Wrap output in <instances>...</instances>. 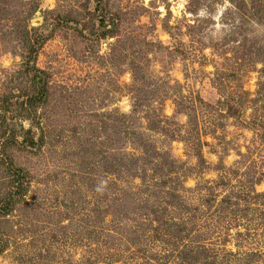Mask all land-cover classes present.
Instances as JSON below:
<instances>
[{
  "label": "rangeland",
  "instance_id": "obj_1",
  "mask_svg": "<svg viewBox=\"0 0 264 264\" xmlns=\"http://www.w3.org/2000/svg\"><path fill=\"white\" fill-rule=\"evenodd\" d=\"M25 30L47 37L34 62L43 103L30 113L17 107L38 92L23 69ZM9 94L22 146L0 147V203L10 165L26 191L0 212V264H178L154 260L167 236L145 241L143 257L105 213L109 151L138 148L163 154L171 187L180 181L165 219L239 254L232 264H264V0H0V102ZM232 192L237 219L223 229L196 214Z\"/></svg>",
  "mask_w": 264,
  "mask_h": 264
},
{
  "label": "trees",
  "instance_id": "obj_2",
  "mask_svg": "<svg viewBox=\"0 0 264 264\" xmlns=\"http://www.w3.org/2000/svg\"><path fill=\"white\" fill-rule=\"evenodd\" d=\"M98 5H100V2ZM99 7L100 6H98L97 9ZM35 9H30L25 14L27 24L33 17ZM100 24L101 27L104 28V22L101 21ZM26 25L24 27H26ZM37 34L38 33L35 32L32 35ZM22 35H24L23 44L27 46L28 50L26 66H23V69H25L27 75L32 77L33 86L38 89V92L35 94H28L26 97L23 95L22 98H26V100L18 102L20 105L13 103L12 100L15 99L14 95L9 94L2 99V103L0 102V147H10L13 143H16L17 147L22 146L17 141L18 131L22 128L19 124L13 122L15 120L14 118L10 119L8 117V114L12 110V105L16 104L18 105L17 107H20L22 110L26 109V111L30 113L43 103V96L40 95H44V86L42 85L44 74L36 69L34 62L39 44L45 41L47 37L44 35L33 37L28 34L26 30ZM113 36V30L104 31L102 33L103 38ZM39 96L41 99H38ZM17 118H19V114H17ZM8 119H10V123L6 122ZM31 133L32 131L28 130L25 135L30 136ZM148 152L142 151L141 148L135 150L131 155L122 152V150L112 149L111 152L109 151L106 174L110 183L108 184L105 198L107 199L106 201H109L108 206L114 205L117 208L121 207L125 211V213L119 214L115 211H110L108 206L106 208L105 213L107 217H113L114 219L118 218L115 221L116 228L114 235L123 241H125V237L128 238L126 244L131 243L132 248H136L138 253H141L143 257L145 256L146 250H140V248L145 246L144 243L148 241L153 247L154 244H157L159 240L162 239L163 235L167 236L166 246L168 251L163 248L162 251H160V253H162L161 256H153L152 254V256L156 258L154 260L157 262L162 260L163 257L169 256V254L170 257L176 256L179 258V260L176 258L179 261L178 264H214L213 262H216V257L220 254L222 255L221 258H223L222 262H225V264H232L233 261H236L239 254L226 253V250L223 249V251L212 250L210 248L212 246L210 245L211 237L206 234H198L195 236V229L191 230V228L186 225V221L183 218L177 225L171 219H165L167 209L169 206H172V200L176 197H178L177 201L180 200L179 195L176 196V193L179 192L178 186L180 181L177 186L173 185V187H171V182L168 178L169 174L165 171V166L168 168L165 156L158 152L156 157V151L151 148ZM8 168L12 179L9 182V187H7L8 194H6V197L0 203V212L5 215L12 211L16 201L23 198L26 191L22 170L12 169L11 165L8 166ZM176 182L177 179H175L174 184ZM98 190L103 191L101 189ZM182 190L185 191L186 189L183 187ZM241 198L242 197L237 194L234 195L233 192L224 196L221 200H219V198H209L207 196L206 204L204 206L200 204L199 207L195 208L197 209L196 214L200 211L201 215L205 212L204 215H213V218H210L206 222L213 221L219 229H223L224 227L222 224L226 222L228 216H230V218L234 217L233 220L237 219L235 209L233 208L236 205L235 202H237V199L239 201ZM99 202L100 205L104 203L102 200H99ZM216 206H226V209L223 210V213L227 215L226 218L220 213L219 210L221 209H217ZM231 209H233V211H231ZM180 210L184 212L188 211L187 209ZM135 212L144 215L147 214L148 218H143L142 221L130 219L132 218L130 214ZM192 213L195 212L191 210L188 214L190 215ZM102 218H105V216L102 215ZM192 219L196 220V217ZM228 222H230V219H228ZM154 224H156L157 227L153 228ZM221 232L224 233L225 238L230 235L229 229L225 228ZM100 233H106V231H100ZM213 233L217 235L215 231ZM245 233H250V231L246 230ZM243 237H245V235L241 231L236 232L235 238L239 239ZM1 250L2 247L0 242V253L2 252ZM148 263L149 262H146V264Z\"/></svg>",
  "mask_w": 264,
  "mask_h": 264
}]
</instances>
